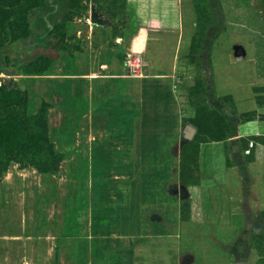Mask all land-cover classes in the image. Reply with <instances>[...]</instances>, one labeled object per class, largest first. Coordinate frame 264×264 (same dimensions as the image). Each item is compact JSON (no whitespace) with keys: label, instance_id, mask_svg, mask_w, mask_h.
<instances>
[{"label":"rangeland","instance_id":"1","mask_svg":"<svg viewBox=\"0 0 264 264\" xmlns=\"http://www.w3.org/2000/svg\"><path fill=\"white\" fill-rule=\"evenodd\" d=\"M92 5L109 24L92 25ZM206 5L211 23L205 40L199 39L194 49L196 17L192 0H74L76 12L64 24L62 31L67 46L61 51L52 45L35 48L23 42L9 46L0 32V61L10 56L14 63L19 61L22 65L41 54L52 58L48 65L37 66L46 74L25 75L22 71L8 80L13 79L28 91L30 115L46 105L48 128L44 135L57 153L64 154L58 169L49 173H41L27 162H11L6 168L0 164V264H134L132 251L137 239L127 235L128 221L110 219V212L101 210L103 203L97 201L92 188L94 183L98 185L100 172L111 168V162L95 163L88 157L94 148L91 143L100 142L106 133L105 117L94 116L92 128L86 118L67 107L71 97L75 104L78 102L80 71L96 70L103 61L117 60L136 83L139 81L144 88L154 90V95L158 85L181 94L185 112L179 115V128L172 130L175 117L170 120L171 129L164 123L159 127L160 121L156 119L164 114L156 112L151 114L146 132L140 128L131 131L135 138L166 132V152L181 156L183 146L191 141L187 139L190 120L195 116L191 117L194 104L210 108L216 64L230 58L264 60V0H207ZM134 56H140L145 63L137 76L129 69ZM246 66L237 62L230 74H243ZM148 75L167 77L145 78ZM230 77L234 83L238 80ZM5 79V73L0 72V85ZM71 80L74 88L68 82ZM234 89L232 85L229 91ZM155 96L156 101L161 98ZM86 139L91 142H85ZM144 165L148 164L139 163L140 168ZM150 166L152 170L160 167L157 162L149 163ZM190 168L193 172L189 176L196 182L198 168L196 165ZM113 175L108 174L111 178L107 182L114 179ZM166 189L171 195L176 187ZM185 199L188 201L189 197ZM188 204H182L183 218L189 223L183 227L184 247L177 264H255L254 251L259 249L261 241L255 221L244 218L249 217V211L247 215L245 211H234L233 223L221 224L222 217L219 220L216 215L211 221L201 205L199 208L194 204L191 209ZM255 213L251 211V218H255ZM121 227L123 234L119 236L116 228Z\"/></svg>","mask_w":264,"mask_h":264},{"label":"crops","instance_id":"2","mask_svg":"<svg viewBox=\"0 0 264 264\" xmlns=\"http://www.w3.org/2000/svg\"><path fill=\"white\" fill-rule=\"evenodd\" d=\"M117 62L103 61L96 70L80 71L77 77L78 102L75 104L71 97L67 109L80 114L82 119L86 118L92 128L94 116L105 117L106 133L100 142L91 143L94 148L88 157L95 163L111 162V168L100 172L98 185L94 183L92 188L98 197L97 201L103 203L101 210L111 213L110 219L125 218L128 221L127 235L137 239L132 251L134 264L178 263L184 247L183 227L189 223V220L183 218L182 204L187 206L188 202L191 209H194V204L199 208L201 205L211 221H214L216 215L219 220L222 217L221 224L233 223L236 217L234 211H249V217L244 218L250 222L254 220L259 227L256 234L262 236L264 60L253 57L235 60L230 58L216 64V83L209 102L226 119L229 127L223 140L208 141L200 145L196 172L198 176L196 182L188 186L183 185L180 179V153L172 155L166 152V132L161 134L159 131L153 137L131 136V131L133 133L136 128L146 132L152 121L150 116L156 112L164 114L162 118L156 119V122L160 121L159 127L164 123V126L171 129L170 120L175 117V127L172 130L179 128V115L185 112L180 101L181 94L164 87L165 85H158L155 87V95L161 98L156 101L153 99L156 97L154 90L144 88L145 85L139 84V81L136 83L125 72V67ZM237 62L247 65L245 73L230 74ZM231 75L234 76L233 79H238L236 83L232 81ZM147 77L167 76L148 75L145 78ZM68 82L74 88L73 80ZM232 85H235L234 92L229 91ZM225 97L231 98L233 103L222 100ZM191 114L193 117L195 111ZM116 131L119 134L116 135ZM189 132L190 137L187 140L192 141L198 132L197 127L191 124ZM90 140L86 139L85 142H91ZM182 141L183 136L179 140L180 150ZM142 146L143 149L138 148ZM153 162L160 166L157 170L149 167V163ZM139 163L148 165L140 168ZM108 174H114V179L107 182L106 179L111 178ZM172 185L176 190L170 195L166 188ZM187 196L188 201L185 199ZM252 210L256 211L254 219L250 216ZM162 226L165 227L160 232ZM116 230L119 231V236L123 234L122 227ZM254 253L255 264H264V251L258 249Z\"/></svg>","mask_w":264,"mask_h":264},{"label":"trees","instance_id":"3","mask_svg":"<svg viewBox=\"0 0 264 264\" xmlns=\"http://www.w3.org/2000/svg\"><path fill=\"white\" fill-rule=\"evenodd\" d=\"M192 1L196 17V32L192 39L194 49L199 39L205 40L211 21L207 0ZM75 12L74 0H0V32L9 46L32 42L35 48L52 45L61 51L67 46L62 31L64 24ZM51 61L50 56L41 54L21 65L19 61L14 63L10 56H4L0 61V72L19 68L17 75L22 71L25 75H43L46 73H41L37 66L48 65ZM222 100L233 103L228 97ZM28 103L29 93L18 82L11 79L0 85V164L6 168L11 162H27L35 165L41 173L53 172L63 161L64 154L57 153L53 143L44 135L48 128L47 107L42 106L35 115H30ZM194 106L195 116L190 122L198 132L194 140L183 146L181 153L180 179L185 186L193 182L189 176L193 172L190 166L198 165L200 145L223 140L229 127L226 119L211 106ZM259 238V249L264 251V235Z\"/></svg>","mask_w":264,"mask_h":264},{"label":"water","instance_id":"4","mask_svg":"<svg viewBox=\"0 0 264 264\" xmlns=\"http://www.w3.org/2000/svg\"><path fill=\"white\" fill-rule=\"evenodd\" d=\"M91 23H92V25L99 26V27H102V26H105V25L109 24V20L108 19H103L101 17V14L97 11L95 5H92V7H91ZM18 71H19V68L11 69V70L6 69L4 71V73L6 75L5 82H7L9 77L16 76Z\"/></svg>","mask_w":264,"mask_h":264},{"label":"built area","instance_id":"5","mask_svg":"<svg viewBox=\"0 0 264 264\" xmlns=\"http://www.w3.org/2000/svg\"><path fill=\"white\" fill-rule=\"evenodd\" d=\"M129 64H130V68H129L130 72L135 76L139 75L141 70L145 66V63L140 56H134Z\"/></svg>","mask_w":264,"mask_h":264},{"label":"flooded vegetation","instance_id":"6","mask_svg":"<svg viewBox=\"0 0 264 264\" xmlns=\"http://www.w3.org/2000/svg\"><path fill=\"white\" fill-rule=\"evenodd\" d=\"M28 45H31L32 46V42L28 43Z\"/></svg>","mask_w":264,"mask_h":264}]
</instances>
